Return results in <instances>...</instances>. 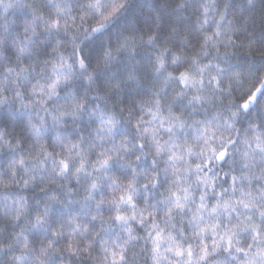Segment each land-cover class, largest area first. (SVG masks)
<instances>
[{
	"label": "snow or ice",
	"instance_id": "1",
	"mask_svg": "<svg viewBox=\"0 0 264 264\" xmlns=\"http://www.w3.org/2000/svg\"><path fill=\"white\" fill-rule=\"evenodd\" d=\"M251 7L0 0V264H264Z\"/></svg>",
	"mask_w": 264,
	"mask_h": 264
},
{
	"label": "trees",
	"instance_id": "2",
	"mask_svg": "<svg viewBox=\"0 0 264 264\" xmlns=\"http://www.w3.org/2000/svg\"><path fill=\"white\" fill-rule=\"evenodd\" d=\"M237 6H239L241 3H244L245 0H234ZM255 7L246 8L243 11L242 20L244 17L248 18V32L253 33L254 39L256 41L253 49H248L246 47L248 43L247 34L244 32H241L236 39L238 42L243 41L245 47L234 49L235 52L241 57L247 56L249 52H251V55L256 58V60H259V52L261 49V42L262 38H264V0H253ZM249 84H257L256 81H247L245 83V89L249 86ZM258 86V84H257ZM243 91V90H241ZM236 99H239L240 93H236ZM37 198H39V194H37Z\"/></svg>",
	"mask_w": 264,
	"mask_h": 264
}]
</instances>
